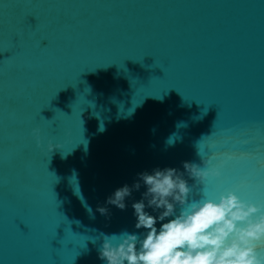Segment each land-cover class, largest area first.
<instances>
[{"label": "water", "instance_id": "obj_1", "mask_svg": "<svg viewBox=\"0 0 264 264\" xmlns=\"http://www.w3.org/2000/svg\"><path fill=\"white\" fill-rule=\"evenodd\" d=\"M199 149L190 201L264 204V0H0V264H104L107 197Z\"/></svg>", "mask_w": 264, "mask_h": 264}, {"label": "clouds", "instance_id": "obj_2", "mask_svg": "<svg viewBox=\"0 0 264 264\" xmlns=\"http://www.w3.org/2000/svg\"><path fill=\"white\" fill-rule=\"evenodd\" d=\"M33 134L38 136L39 129ZM54 148L49 145L50 152ZM199 155L202 167L185 161L183 171L167 167L138 173L131 186L107 197L106 204L125 210L126 198L143 187L131 207L135 228L145 231L105 235L98 250L104 264H264V204L242 199L235 190L190 201L196 185L189 179L205 185L210 177L222 176V165L200 149ZM97 211L104 215L108 209Z\"/></svg>", "mask_w": 264, "mask_h": 264}]
</instances>
